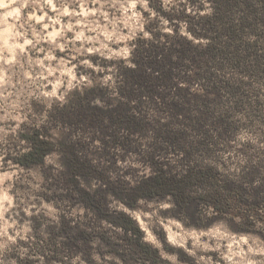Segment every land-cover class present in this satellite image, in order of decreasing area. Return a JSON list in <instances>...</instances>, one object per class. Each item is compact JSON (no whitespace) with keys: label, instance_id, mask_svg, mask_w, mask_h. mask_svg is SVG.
<instances>
[{"label":"rangeland","instance_id":"rangeland-1","mask_svg":"<svg viewBox=\"0 0 264 264\" xmlns=\"http://www.w3.org/2000/svg\"><path fill=\"white\" fill-rule=\"evenodd\" d=\"M251 4L231 38L180 20L205 23L212 0H0V264H264V3ZM135 44L159 47L160 65L131 85ZM37 128L54 149L24 167ZM157 172L186 176L185 201L134 199Z\"/></svg>","mask_w":264,"mask_h":264},{"label":"trees","instance_id":"trees-1","mask_svg":"<svg viewBox=\"0 0 264 264\" xmlns=\"http://www.w3.org/2000/svg\"><path fill=\"white\" fill-rule=\"evenodd\" d=\"M264 3V0H261ZM214 3L213 12L207 16L205 19V23H196L193 22L191 25L187 22L186 13L181 10L180 20L185 21L187 25V30L194 36L200 37L205 36V33H200L201 31H210L215 35H225L226 37H234L240 30H244L247 28L250 23L248 22V18L252 17V13L254 9L251 4V0H212ZM242 6V7H241ZM156 8L159 12L161 11L167 18L170 20L172 17L171 14L163 11L161 6L153 7ZM245 11V15H243L238 21H234L232 17V13L235 9H241ZM152 38L156 37L155 33H151ZM153 41V40H151ZM157 46H153V50L150 51L148 48L138 47L136 44L132 49V53L139 52L141 55V59H132L133 67H126L127 71L131 74V85L136 84V81H145L149 80V74H153L158 71L159 67V59L156 55ZM208 48H212V46H208ZM147 69L149 70L148 73ZM29 142V149L21 153L17 158L13 159L18 164L24 167H30L32 165L41 164L47 154H49L54 149V144L50 142L46 135L42 133L40 128H37L33 131L30 136L24 137ZM76 173H74L75 176ZM185 177V178H184ZM186 176L182 178H173L166 177L162 172H157L152 176L144 178L139 185L136 187L138 191L134 192V199L141 197H150L160 192L164 194H171L174 196L177 202L185 201V187L186 185ZM87 195L86 199H91V195L89 192L84 191ZM88 202V201H87ZM129 204V203H127ZM215 206V203H213ZM129 206H131L129 204ZM216 207V206H215ZM130 221L129 229L137 232L141 235V230L139 229L137 223L128 217ZM146 245L145 243H143Z\"/></svg>","mask_w":264,"mask_h":264},{"label":"bare ground","instance_id":"bare-ground-1","mask_svg":"<svg viewBox=\"0 0 264 264\" xmlns=\"http://www.w3.org/2000/svg\"><path fill=\"white\" fill-rule=\"evenodd\" d=\"M169 226H167V228H168ZM167 231H169V230H167ZM167 233V232H166ZM174 234L175 233H172V230L171 231H169L168 232V234H167V236H168V240H172L173 238H174Z\"/></svg>","mask_w":264,"mask_h":264},{"label":"clouds","instance_id":"clouds-1","mask_svg":"<svg viewBox=\"0 0 264 264\" xmlns=\"http://www.w3.org/2000/svg\"><path fill=\"white\" fill-rule=\"evenodd\" d=\"M0 6H3V5H0Z\"/></svg>","mask_w":264,"mask_h":264}]
</instances>
